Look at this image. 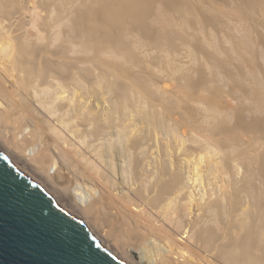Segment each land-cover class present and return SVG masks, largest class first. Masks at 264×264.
I'll return each instance as SVG.
<instances>
[{"label": "bare ground", "instance_id": "6f19581e", "mask_svg": "<svg viewBox=\"0 0 264 264\" xmlns=\"http://www.w3.org/2000/svg\"><path fill=\"white\" fill-rule=\"evenodd\" d=\"M186 1L0 0V153L125 264H264V130L175 63Z\"/></svg>", "mask_w": 264, "mask_h": 264}, {"label": "rangeland", "instance_id": "374dc122", "mask_svg": "<svg viewBox=\"0 0 264 264\" xmlns=\"http://www.w3.org/2000/svg\"><path fill=\"white\" fill-rule=\"evenodd\" d=\"M182 7L184 10L188 8L185 13H192L188 24L181 26L179 11L168 6L165 8V18L156 28L157 32L168 27L173 31L172 45L178 47L175 63L184 71L201 69L203 85L207 81L210 84L212 80L220 84L218 69L214 68L211 75L209 68L215 66L216 61H221L218 68L222 69V60L230 57L228 65H223L229 76V95L238 98V108L246 123L260 118V128L264 130V112L260 111L258 105L264 103V18L261 11L253 17L252 8L240 0H187ZM169 18L173 19L170 24L167 23ZM181 28H184L182 32ZM195 32L197 36L192 35ZM235 50L237 52L234 53ZM150 52L157 55L153 50ZM96 102L92 101L95 108L102 107Z\"/></svg>", "mask_w": 264, "mask_h": 264}, {"label": "water", "instance_id": "95a60500", "mask_svg": "<svg viewBox=\"0 0 264 264\" xmlns=\"http://www.w3.org/2000/svg\"><path fill=\"white\" fill-rule=\"evenodd\" d=\"M0 264H125L0 153Z\"/></svg>", "mask_w": 264, "mask_h": 264}]
</instances>
